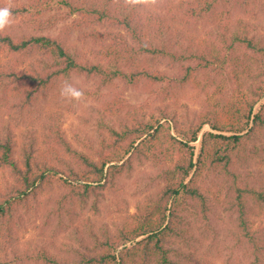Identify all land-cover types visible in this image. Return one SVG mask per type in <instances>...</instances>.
I'll return each instance as SVG.
<instances>
[{"label":"trees","instance_id":"16d2710c","mask_svg":"<svg viewBox=\"0 0 264 264\" xmlns=\"http://www.w3.org/2000/svg\"><path fill=\"white\" fill-rule=\"evenodd\" d=\"M60 4L71 14L81 16L76 28L108 25L126 34L105 39L98 33L91 36L101 44L94 53L102 63L90 59L84 62L60 37L23 32L20 37L0 35V109L20 107L25 112L32 111L47 101L57 82L73 76L99 78L102 86L120 79L147 90L163 84L160 96L178 101L190 95L192 89L207 96L200 114L186 122H181L178 111L170 110L168 104L154 121L131 114L119 132L103 123L107 116L104 113L100 125L108 129L109 135L102 138L99 151L91 153L72 146L61 129L58 114L51 113L42 129L29 130L19 137L15 129L20 113L11 115L13 123L0 113V174H8L14 180L7 191L0 189V240L8 244L0 264H27L37 259L45 264H181L173 260L170 248L176 238L184 237L179 227L181 211L186 205L198 204L204 213L208 211L206 192L211 189L207 190L206 185L210 175L228 180L229 197L241 215L240 227L246 242L255 249L249 264H264V238L256 242L249 223L250 202L261 206L264 212V190L248 179L238 182L235 169L245 168L251 159L260 160L264 151L259 144L264 135V36H256L249 24L241 22V30L231 32L232 36H228L229 32L221 34L212 43H205L200 53L190 56L179 53L176 45L154 43L137 10L128 11L123 0H61ZM149 58L168 60L174 66L181 64L183 74L175 77L152 68ZM114 97L106 111L113 113L117 106V111L122 112L125 105L121 104V97ZM206 126L210 130H204ZM198 142L200 150L196 156ZM165 150L170 156L181 157L175 162L166 155L168 158L163 161L158 155ZM60 151L71 156L72 178L58 169L63 166L55 165L54 154ZM138 159L160 166L159 181L154 183L156 191L147 209H141L138 220L125 226L115 238L108 236L99 242L93 235L90 244L83 234L81 241L86 243V252L75 259L46 252L36 258L20 248L19 206H29L46 185H52L55 176L71 188L76 204L80 200L86 205L89 197L103 193L108 177L114 185L117 176L129 171ZM164 162L171 164L165 169ZM67 212L72 220L78 218V207L68 208ZM81 234L77 227L75 236ZM130 242L132 246L120 254L116 252L119 246Z\"/></svg>","mask_w":264,"mask_h":264},{"label":"rangeland","instance_id":"374dc122","mask_svg":"<svg viewBox=\"0 0 264 264\" xmlns=\"http://www.w3.org/2000/svg\"><path fill=\"white\" fill-rule=\"evenodd\" d=\"M60 2L61 0H0V7H10L12 12V23L0 35L9 33L20 37L23 32L26 35L60 37L69 43L72 51L84 62L90 59L94 63H102L94 53L101 44L91 36L98 33L105 39L125 32L108 25L76 28V24L80 25L81 16L78 13L71 14ZM127 9L137 10L139 20H143L146 29L151 31L154 43L176 45L179 53L190 56L200 53L205 43H212L225 32L232 36L231 32L242 29L241 22L249 24L256 36H264V0H159L154 8ZM149 64L170 76L179 77L183 74L181 64L174 66L168 60L149 58ZM65 83L80 89L84 93L83 98L80 101L62 98L60 92ZM162 86L164 85L159 84L152 90H147L144 86L134 88L131 83L120 79L102 86L99 78L73 76L57 82L47 101L34 106L32 111L7 107L0 109V113L11 123L14 121L11 115L20 113L19 126L15 129L19 137L26 135L29 130L34 132L42 129L43 123L49 122L48 116L51 113L58 114L61 129L72 146L91 153L99 151L102 138L109 135L106 132L108 129L100 125L104 113L107 116L103 117V123L119 132L128 124L127 119L131 114L154 121L162 115V109H167L168 104L170 110L178 111L181 122L200 114L203 109L202 101L207 96L204 92L192 89L190 95L178 101L174 97L160 96ZM153 90L160 92L154 93ZM114 96L121 97V104L125 105L122 112L117 111V106L113 113L106 111L110 103H113ZM204 130H210V127L206 126ZM259 144L264 147V135ZM196 146L197 156L200 142ZM166 155L175 162L181 157L178 154L170 156L166 150L158 156L166 161ZM54 158L57 161L55 165L63 166L58 169L66 173L64 176L72 178L71 156H65L60 151L54 154ZM170 164L171 162H164L163 166L166 169ZM159 169L160 166L151 160L138 159L129 171L117 176L113 181L114 185L112 178L108 177L103 193L89 197L86 205L79 198L76 204L71 188H67L68 185L55 176L52 185H46L37 197L31 199L29 206H19L17 222L22 227L17 232V237L20 248L36 258L39 253L46 252L49 255L75 259L80 257L79 253L86 252V243L81 241L83 234L90 244H93V235L100 239L99 242H103L108 236L115 238L125 226L138 220L141 209H147L146 206L156 191L154 183L159 181ZM235 169L238 182L248 179L252 185L264 190V151L260 160L251 159V163L245 168L238 166ZM2 175L0 174V189L7 191L14 180L10 175L8 178V174ZM207 182V190L211 189V192H206L209 199L208 211L204 213L200 204L186 205L187 208L181 211L182 223L179 227L184 237L176 238L170 246L173 260L181 264H249L254 258L255 249L252 243L246 242V236L240 227L241 215L229 197L230 191L226 188L228 180L210 175ZM74 206L78 207L79 214L78 218L72 220L67 209H73ZM250 206L249 223L251 222L256 242H259L264 238V212L255 202H250ZM77 227L82 234L76 237ZM6 245L8 244H3L0 240L2 259L6 256ZM132 245V242L123 244L116 252L120 254L125 247ZM9 257L11 260L13 255ZM27 264H45V261L37 259Z\"/></svg>","mask_w":264,"mask_h":264},{"label":"clouds","instance_id":"9594fccd","mask_svg":"<svg viewBox=\"0 0 264 264\" xmlns=\"http://www.w3.org/2000/svg\"><path fill=\"white\" fill-rule=\"evenodd\" d=\"M119 3L120 0H114ZM159 0H123V4L128 7H143L154 8ZM12 23V12L10 7H0V32L4 31ZM60 95L62 98H70L75 101H80L84 93L70 84L65 83L61 88Z\"/></svg>","mask_w":264,"mask_h":264}]
</instances>
